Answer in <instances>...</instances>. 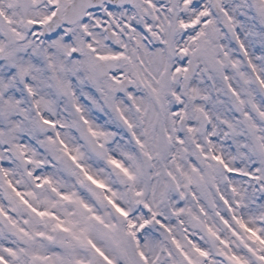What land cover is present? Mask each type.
Returning a JSON list of instances; mask_svg holds the SVG:
<instances>
[{
    "label": "snow or ice",
    "instance_id": "obj_1",
    "mask_svg": "<svg viewBox=\"0 0 264 264\" xmlns=\"http://www.w3.org/2000/svg\"><path fill=\"white\" fill-rule=\"evenodd\" d=\"M0 264H264V0H0Z\"/></svg>",
    "mask_w": 264,
    "mask_h": 264
}]
</instances>
